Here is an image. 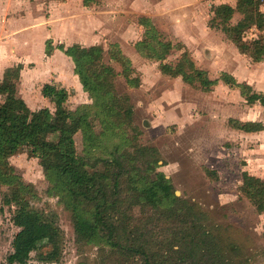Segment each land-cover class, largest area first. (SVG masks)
I'll list each match as a JSON object with an SVG mask.
<instances>
[{"label": "rangeland", "instance_id": "obj_1", "mask_svg": "<svg viewBox=\"0 0 264 264\" xmlns=\"http://www.w3.org/2000/svg\"><path fill=\"white\" fill-rule=\"evenodd\" d=\"M162 1L93 0L89 6L85 0L38 3L41 2L44 22L54 11L56 21L75 23V28L65 25L56 39L52 37L53 47L62 42L99 45L106 51V62L120 73L122 67L109 59L111 46L121 44L132 60L142 83L138 88H130L122 75L116 82V91L130 99L127 102L123 99L125 106L131 104L134 108L133 115L121 124L126 143L121 144L120 150L138 154V148L148 147L157 151L160 160L157 169L171 179L177 195L184 201L182 213L173 216L166 207L154 210L131 206L127 201L117 214L119 219L114 221L119 236H114V240L122 247L108 243L106 231L96 241L82 240L57 183L47 177L40 158L32 155V148L21 146L14 154L0 158V264H8L14 238L26 224L19 213L23 202L56 227L61 252L57 260L43 261L42 256L53 250L50 243H43L32 252L31 264H196L198 260L186 254L191 249L187 236L202 235L194 230L196 224L210 237L209 247H216V252L210 251V255L204 256L205 262L198 264H264V213H258L241 192L245 171L264 180V131L247 133L229 123L230 119L264 123V107L248 104L239 89L222 81L211 91L189 85L182 77L163 74L159 61L140 55L136 44L145 39L146 32L140 19L149 17L147 3L153 2L156 7ZM238 2L195 0L172 6V12H156L155 22L164 39L188 47L198 68L207 71L210 78L219 79L222 72L231 74L235 69L242 78L254 79L255 85L264 88V62L257 66L221 29L211 25L215 7L225 3L236 7ZM260 3L264 11V0ZM242 17L236 13L232 24ZM86 18L97 25L86 30L79 28ZM47 26L51 30L50 22ZM36 31L40 38L42 29ZM261 36L262 32L254 27L247 31L246 39ZM45 42L44 39L43 50L41 45L35 46V56L44 51ZM182 52L183 49H174L166 62L176 64ZM38 56L47 60L45 53ZM15 82L18 96L27 92L34 105H42L54 116L58 115L61 109L55 103L39 99L46 81L32 83L26 89L21 80ZM68 90L70 98L64 108L76 109L87 100L74 85ZM3 100L0 97V103ZM93 127L97 134L104 131L98 121ZM49 138L57 139L56 135ZM75 141L78 155L88 156L82 132L75 135ZM118 143V137H104L92 155L111 158ZM147 158L150 156L140 162L141 166ZM98 168L104 169L103 164ZM16 198L21 201L19 204ZM200 254L195 253L196 257Z\"/></svg>", "mask_w": 264, "mask_h": 264}, {"label": "trees", "instance_id": "obj_2", "mask_svg": "<svg viewBox=\"0 0 264 264\" xmlns=\"http://www.w3.org/2000/svg\"><path fill=\"white\" fill-rule=\"evenodd\" d=\"M92 1L85 0L87 5ZM238 12L243 17L237 24H232ZM140 23L146 29L145 39L136 44V49L143 57L159 61L163 74L182 77L189 85H199L204 91H211L222 81L231 88L239 89L248 104L264 106V91H256L227 72H222L219 79L210 78L207 71L198 68L186 45L164 39L150 17H142ZM211 25L221 29L240 52L249 55L255 62H264V12L260 0H239L236 7L226 3L215 7ZM254 27L262 32V36L247 40V31ZM56 48L72 58L75 73L92 102L81 104L76 109L64 108L69 98L68 91L47 83L42 93L61 110L57 116L49 108L33 111L17 94L15 79L19 80L23 66L7 69L0 83V95L4 99L0 103V158L14 154L21 146L31 147L32 155L40 158L47 177L57 183L66 208L72 212L75 231L80 239L96 241L106 231L108 243L122 247L120 242L114 240V236L119 237L114 221L119 219L117 214L122 204L130 201L131 206L154 210L166 207L174 216L182 213L184 201L177 195L171 179L157 169L160 160L154 148H138V154L127 149L120 150L121 144L126 143L125 133L121 134L125 129L121 124L133 115L134 108L131 104L125 106L123 99L126 102L130 99L116 91V82L122 75L128 87L138 88L142 80L119 44H113L108 55L111 61L122 67L121 73L106 62V51L99 45L75 43L66 46L61 43ZM54 49L53 41L48 40L46 53L50 55ZM174 49H183L180 59L176 64L166 62ZM97 121L104 126V131L99 134L93 127ZM229 123L233 128L247 133L264 131L263 122L230 119ZM78 132L83 133L88 156L77 153L75 135ZM50 135H56V141L50 140ZM110 135L120 140L111 152L112 157L93 156L99 141ZM148 155L150 158L141 166L140 162ZM101 163L104 169L98 168ZM241 192L258 213H264L262 178L245 171ZM20 205L19 213L26 224L14 238L8 264H31L32 252L43 243H50L53 247L52 252L42 256L43 261L57 260L61 252L56 227L42 214L29 209L28 204L23 202ZM194 230L201 231L202 235L187 236L191 249L186 254L197 259L196 264L204 263V256L210 255V251L216 252V247H209L210 237L207 238L202 226L196 224ZM196 252L201 254L196 257Z\"/></svg>", "mask_w": 264, "mask_h": 264}, {"label": "crops", "instance_id": "obj_3", "mask_svg": "<svg viewBox=\"0 0 264 264\" xmlns=\"http://www.w3.org/2000/svg\"><path fill=\"white\" fill-rule=\"evenodd\" d=\"M39 1L40 0H0V83L3 82L7 69L22 65L23 68L21 70L18 82L21 80L25 89L30 88L32 86V83H34V85L38 82L42 84L43 81H46L43 83V85L50 83L53 85H57L58 87L65 88L67 91H69L68 89H70V87L74 85L76 90L82 91L84 99H87L81 104L92 102L89 93L84 90L79 76L75 73V64L72 58L56 47L52 54L48 55L46 53L47 41H53L52 37L56 39L57 36H59L58 32L61 29L63 30V28H65V25L67 27L75 28V23H71L70 21H56L55 19L57 14L54 11L51 12L50 18L46 17V20L44 22V15L40 10L41 2L38 3ZM194 1L195 0H163L162 3H158L156 7H153V2L147 3V5H150L148 6L149 8L147 12L153 23L160 31L157 23L155 22L158 13L172 12V6ZM164 3L166 6L165 8ZM156 12L158 13L156 14ZM36 14H39L40 17L37 18L38 15ZM89 18H86L81 23H79V28L86 30L91 29V27L97 25V22H91V19L88 20ZM49 22L52 26L51 30H49L47 26ZM39 28L42 29L43 33L40 38H37L35 34L37 32L36 30ZM44 39L46 40V42L44 51L42 52L41 50H43ZM76 43L81 44L79 42ZM36 45L42 46H40L41 50H38V55H42V53H45L47 60H43L42 56L41 58L38 55L35 56L36 52L34 48ZM71 45L73 44L66 46ZM259 63L263 62H257L255 64L258 66ZM231 74L239 82L243 83V81H245V83L247 82V84L251 85L252 87L253 85L256 88L258 87L257 89H260V92L264 91V88L259 87L257 83L256 85L254 84V79H249L246 77L242 78L240 72H238L237 70L232 69ZM18 90L19 88L17 83V93L19 95ZM41 91L39 96L40 101L54 104L49 98L45 97ZM69 93L71 92L69 91ZM0 97L3 99L2 95H0ZM20 97L25 100L31 110L36 111L42 109V105H34L33 102L28 100L30 95L27 92H25Z\"/></svg>", "mask_w": 264, "mask_h": 264}]
</instances>
